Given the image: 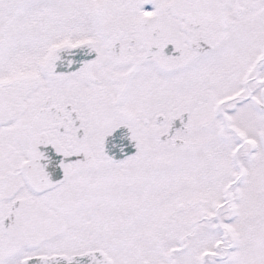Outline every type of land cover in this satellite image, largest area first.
I'll list each match as a JSON object with an SVG mask.
<instances>
[{
    "label": "snow or ice",
    "instance_id": "snow-or-ice-1",
    "mask_svg": "<svg viewBox=\"0 0 264 264\" xmlns=\"http://www.w3.org/2000/svg\"><path fill=\"white\" fill-rule=\"evenodd\" d=\"M0 264H264V0H0Z\"/></svg>",
    "mask_w": 264,
    "mask_h": 264
},
{
    "label": "flooded vegetation",
    "instance_id": "flooded-vegetation-1",
    "mask_svg": "<svg viewBox=\"0 0 264 264\" xmlns=\"http://www.w3.org/2000/svg\"><path fill=\"white\" fill-rule=\"evenodd\" d=\"M150 5H145V8H149ZM178 125V122H176V126Z\"/></svg>",
    "mask_w": 264,
    "mask_h": 264
}]
</instances>
